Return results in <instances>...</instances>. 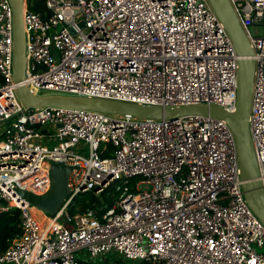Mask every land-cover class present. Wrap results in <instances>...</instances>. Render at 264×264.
Masks as SVG:
<instances>
[{
	"label": "built area",
	"instance_id": "2783aa9c",
	"mask_svg": "<svg viewBox=\"0 0 264 264\" xmlns=\"http://www.w3.org/2000/svg\"><path fill=\"white\" fill-rule=\"evenodd\" d=\"M229 2L255 60L249 130L264 192V0ZM45 7L42 17L24 0L25 69L15 83L13 13L0 0V213L18 209L21 226L0 264H78L80 251L159 264H264V225L245 200L224 120L26 108L16 93L24 85L36 95L234 112L240 56L209 1L45 0ZM256 25L260 36L249 32ZM53 163L72 167L69 194L42 225L17 190L45 193ZM88 192L102 202L72 203Z\"/></svg>",
	"mask_w": 264,
	"mask_h": 264
},
{
	"label": "water",
	"instance_id": "95a60500",
	"mask_svg": "<svg viewBox=\"0 0 264 264\" xmlns=\"http://www.w3.org/2000/svg\"><path fill=\"white\" fill-rule=\"evenodd\" d=\"M9 1L13 13V80L15 83H19L24 78L25 69L24 0ZM208 1L240 56L237 69V105L234 112H227L221 107L207 105L161 107L88 96L36 95L24 85H19L16 88V93L26 108L54 105L140 118L172 120L186 114H198L224 120L234 136L245 200L264 225V192L257 179L258 165L249 130L255 69V60L252 58L253 50L229 0ZM80 27H83V23H80ZM71 169V166L53 163L49 167L50 184L45 193L35 194L22 189H18L17 193L21 198L33 204L35 208L53 215L69 194L67 177Z\"/></svg>",
	"mask_w": 264,
	"mask_h": 264
},
{
	"label": "trees",
	"instance_id": "16d2710c",
	"mask_svg": "<svg viewBox=\"0 0 264 264\" xmlns=\"http://www.w3.org/2000/svg\"><path fill=\"white\" fill-rule=\"evenodd\" d=\"M28 8L31 11L39 13L42 17H45V0H27ZM101 156H105L101 154ZM114 185L109 187V189L102 194V199L104 203H110L111 199L108 198L106 193L108 191L114 190ZM102 201L99 197H96L94 194L88 193H81L74 197L72 203L74 205H79L81 209L86 207H94L95 204H100ZM69 211L71 213L74 212V207L70 205ZM21 233V226H20V214L19 210L16 208H11L8 211L0 213V254L4 253L6 249L11 244V241L16 238L17 235ZM117 255V254H116ZM105 258V257H104ZM103 257H99L96 259H79L78 264H159V263H151L148 261H131L127 260L121 256H116L114 260L109 262L108 260L105 261Z\"/></svg>",
	"mask_w": 264,
	"mask_h": 264
},
{
	"label": "rangeland",
	"instance_id": "374dc122",
	"mask_svg": "<svg viewBox=\"0 0 264 264\" xmlns=\"http://www.w3.org/2000/svg\"><path fill=\"white\" fill-rule=\"evenodd\" d=\"M249 32L253 35H262L263 33V29H262V26L261 25H256V26H250L249 27ZM51 146V144H49ZM151 188V185L149 184H145V183H141L139 184V189L141 190H149ZM32 214L33 216L39 221L40 224H45V216L46 214H44V212L42 210H39L37 208H33L32 209ZM78 257L79 258H82V259H88V256L86 255V253L84 251H80L77 253ZM116 256H119V255H116L115 253H108V254H105L103 256H100V257H105V261H109L111 262L112 260H114L116 258ZM99 258V257H98ZM96 259V258H95ZM131 261H135V260H131Z\"/></svg>",
	"mask_w": 264,
	"mask_h": 264
}]
</instances>
